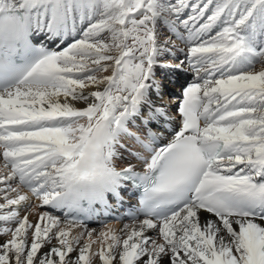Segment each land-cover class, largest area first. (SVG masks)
<instances>
[{
	"label": "snow or ice",
	"instance_id": "6c2138e0",
	"mask_svg": "<svg viewBox=\"0 0 264 264\" xmlns=\"http://www.w3.org/2000/svg\"><path fill=\"white\" fill-rule=\"evenodd\" d=\"M0 161V264H264V0H0Z\"/></svg>",
	"mask_w": 264,
	"mask_h": 264
},
{
	"label": "bare ground",
	"instance_id": "6f19581e",
	"mask_svg": "<svg viewBox=\"0 0 264 264\" xmlns=\"http://www.w3.org/2000/svg\"><path fill=\"white\" fill-rule=\"evenodd\" d=\"M176 43H177V46H180L178 41H176ZM177 55H181V54L177 53ZM181 58H183V57L181 56ZM189 79H190V76H187L185 74H178L177 76L174 77V83H167L166 82L168 92L172 91V88L170 90V87L174 86L173 87L175 89V90H173L174 96L179 95L181 85L185 84V82ZM0 165H2V161H0ZM115 212L123 213L119 209L114 210V214H115ZM107 220H109L108 224L112 227L119 228L122 226V223L120 221L114 220L111 216H109L107 218ZM127 222H129V221H123V223H127ZM89 227L96 228L97 230H99V227H96V225H90ZM97 264H99L98 259H97Z\"/></svg>",
	"mask_w": 264,
	"mask_h": 264
},
{
	"label": "rangeland",
	"instance_id": "374dc122",
	"mask_svg": "<svg viewBox=\"0 0 264 264\" xmlns=\"http://www.w3.org/2000/svg\"><path fill=\"white\" fill-rule=\"evenodd\" d=\"M256 67H257V69L260 67V65L259 64H257L256 65ZM172 85V84H171ZM169 86V85H168ZM174 87V86H173ZM173 87H170V90H171V88H172V91H170L169 93H171V94H173L174 95V93H173V90H175ZM97 227V226H96Z\"/></svg>",
	"mask_w": 264,
	"mask_h": 264
}]
</instances>
